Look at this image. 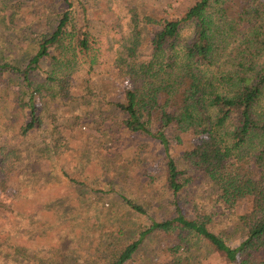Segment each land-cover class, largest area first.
I'll return each mask as SVG.
<instances>
[{"label":"rangeland","instance_id":"obj_1","mask_svg":"<svg viewBox=\"0 0 264 264\" xmlns=\"http://www.w3.org/2000/svg\"><path fill=\"white\" fill-rule=\"evenodd\" d=\"M195 2L74 0V23L82 24V8L93 21V48L68 51L66 68L50 58L41 63L37 80L45 88L37 104L44 124L27 135L20 132L27 112L15 102L17 80L0 73V173L9 185L0 192V264H69V255L77 258L75 264H107L113 240L131 241L152 218L175 215L160 144L120 127L115 108L131 86L130 66L150 60L162 21L182 17ZM65 9L61 0H0V60L25 66ZM191 32L189 25L183 34ZM219 68L226 66L215 72ZM53 71L69 80L68 98L42 80ZM171 135L186 172L179 203L190 218L208 215L211 229L237 246V222L247 199L223 200L220 188L184 161L189 144L179 145ZM6 165L13 167L7 175ZM122 196L147 213L134 211ZM181 252L192 264H227L210 243L178 230L150 234L126 264L168 261Z\"/></svg>","mask_w":264,"mask_h":264},{"label":"trees","instance_id":"obj_2","mask_svg":"<svg viewBox=\"0 0 264 264\" xmlns=\"http://www.w3.org/2000/svg\"><path fill=\"white\" fill-rule=\"evenodd\" d=\"M61 1L65 11L40 38L25 66L0 60V73L17 80L15 102L27 112V121L20 127L22 135L44 124L37 104L45 88L37 80L41 63L50 58L58 68L63 64L61 68H66L63 58L68 51L89 53L95 42L96 31L85 8L78 27L74 0ZM189 25L192 32L184 36ZM151 48L150 60L130 66L131 86L116 103V122L160 144L166 184L175 197V215L152 218L151 225L131 241L113 240L107 264H126L150 234L174 230L210 243L227 264H264V0H196L182 17L162 21ZM224 65V70L215 72L214 67ZM42 80L56 84L63 98L70 96L69 80L56 71ZM171 132L177 144H189L184 161L208 176L222 191L223 200L247 199L249 205L237 222L241 236L237 246L211 229L208 215L190 218L179 203L186 172L172 150ZM9 157L10 152L4 159ZM9 167L2 168L6 175L13 171ZM3 176L0 173V192L9 186ZM122 198L134 211L147 213L129 197ZM76 260L67 258L69 264ZM147 264L192 263L181 252L168 261Z\"/></svg>","mask_w":264,"mask_h":264}]
</instances>
